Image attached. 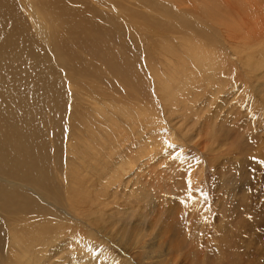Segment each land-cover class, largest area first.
<instances>
[{"label": "rangeland", "instance_id": "374dc122", "mask_svg": "<svg viewBox=\"0 0 264 264\" xmlns=\"http://www.w3.org/2000/svg\"><path fill=\"white\" fill-rule=\"evenodd\" d=\"M38 2L51 40L0 0V264H264V0Z\"/></svg>", "mask_w": 264, "mask_h": 264}, {"label": "bare ground", "instance_id": "6f19581e", "mask_svg": "<svg viewBox=\"0 0 264 264\" xmlns=\"http://www.w3.org/2000/svg\"><path fill=\"white\" fill-rule=\"evenodd\" d=\"M48 1H50V2H53V1H56V0H48ZM26 2H27V7L29 8V10L31 11V14L33 15V17L36 19V21H37V23L40 25V29H41V33H42V35L44 36V38L45 39H49V40H51V38H52V35H51V33L49 32V31H47L46 30V26H45V24H44V22L47 20V19H43L44 18V15H42L43 14V12H42V14H40V11H39V5H40V3L38 2V0H26ZM52 12H56L57 13V15H61V14H63L64 13V10L63 9H59V8H52L51 9V13ZM53 14V13H52ZM190 58L196 63V67L201 71V69L202 70H204V71H207V70H209V69H212L213 68V65H214V63H213V61H212V59H211V57L209 56V55H207L206 53H199V55H196L195 57H192V56H190ZM187 85H185L184 87H182V88H180L179 90H176V91H170V92H166L164 89H161V92H162V95H163V97L165 98V101H164V103H165V106L163 107V113L161 114V116H162V118L163 119H165V122H167L170 126H171V124L173 123V121H174V119H170V120H168V118H167V116H166V113L168 112V113H173V111L174 110H176V109H180L179 108V106H178V98H179V95H180V93H182L183 92V90H184V88L186 87ZM173 86H170V87H167L166 88V90L167 91H169L171 88H172ZM150 111H152V110H150ZM174 112H176V111H174ZM127 114V115H129V111H123L122 112V114ZM167 113V114H168ZM140 117H142V118H139V122L140 123H142V126H143V129H148V128H153V130H158V128H159V126L161 127V124L159 123V122H157V121H155V122H151V119H153V118H155V117H157L158 115H159V113H158V111H152L151 113L150 112H145V113H140ZM175 115V114H174ZM133 118V117H132ZM131 118V119H132ZM127 119H129V118H127ZM168 120V121H167ZM128 122H129V126H131L132 124H133V122H132V120H127ZM107 122L110 124V126L108 127L107 125H106V128H110L109 130L110 131H112V132H114V131H116L117 130V128L115 127V125L113 124V122H111V121H108L107 120ZM163 123V122H162ZM176 125L174 124V127H175ZM136 127V126H135ZM184 128V126H181V128L180 127H176V129L177 130H182ZM131 129H133V128H131ZM136 129V128H135ZM185 130H186V128H185ZM103 132H105L104 130H103ZM107 132V131H106ZM121 134H122V132H120ZM157 133H159V132H157ZM182 133H183V131H182ZM133 134V133H132ZM138 134L140 135L141 133L140 132H138ZM115 135H116V133H115ZM118 135V134H117ZM185 135V134H184ZM119 136H117L116 137V139L118 138ZM104 138H106V136H104ZM145 140H144V142L145 141H147V143L149 144V141H151L150 139H149V137H148V135L147 136H145V137H143ZM113 139V138H112ZM111 139V141L109 142V144L110 145H112L111 146V148L113 149L114 148V144H115V142L117 141H119L120 142V140L119 139H117V140H112ZM101 141V144L99 143L98 144V142L96 143L97 145L96 146H99L100 147V149L101 148H103V149H101V151H103V150H105L106 149V146H105V144L102 142V141H104V139H102V140H100ZM138 141V140H137ZM143 142V143H144ZM143 143H139V145L141 146L140 148H142L143 147ZM87 144V143H86ZM96 146H94V147H92V152L91 153H89V155H88V157L89 158H87V160L89 161V162H93L94 160H96V157H97V154H98V149L96 148ZM104 146H105V148H104ZM116 147V146H115ZM84 148H85V146H84ZM96 149V152H95V149ZM110 150V149H109ZM139 200V199H138ZM113 201H111V202H109L108 203V205H110L111 203H112ZM116 203H118V204H116ZM125 202H115L114 204H115V207L116 206H120V205H123V206H125V207H128V209L129 208H136V207H134V206H131L130 204L128 205V204H124ZM133 204V203H132ZM135 204V203H134ZM158 204V203H157ZM171 205V204H170ZM113 207H114V205H113ZM154 207V206H153ZM177 208V207H176ZM127 209V210H128ZM137 209H138V207H137ZM145 209V208H144ZM138 210H142V208H139ZM111 211V210H110ZM113 211V210H112ZM160 211V210H159ZM158 212V211H157ZM144 214V213H143ZM148 215V214H147ZM165 224H166V222H164ZM163 227H166V225H163ZM163 227H160V230H162V229H164ZM113 236V235H112ZM111 237V236H110ZM114 237H115V235H114ZM112 238V237H111ZM119 239H122V238H119ZM106 240H107V242H110V241H113V239H110V238H108V237H106ZM116 242V241H115ZM119 242H120V244H122V241H120L119 240ZM165 245H167V249L165 250L164 249V246ZM170 247H171V244H170V242L168 241V240H163V241H161V242H158L157 244H155L153 247H152V252H154V253H156V255H155V257H157V260L156 261H154V260H147V261H143L141 258H133V257H130V258H127V260H126V256H125V259H124V263H122V264H162L163 262L164 263H167L166 261L168 260L167 258L169 257L170 258V260L169 261H173V263H174V260L173 259H175V260H180L179 258H181V257H183V261L186 263L187 261H188V257L189 256H185V253H186V251H181L180 253H179V255L177 256V255H173L172 256V258L170 257V254H171V252H170ZM126 248V247H125ZM175 252H177V251H175ZM179 256H181V257H179ZM179 257V258H178ZM121 258V257H120ZM178 258V259H177ZM116 259V258H115ZM182 260V259H181ZM180 260V261H181ZM168 261V262H169ZM120 262V261H119ZM183 262V263H184ZM172 263V262H171ZM175 263H176V261H175ZM115 264V263H114ZM177 264V263H176Z\"/></svg>", "mask_w": 264, "mask_h": 264}]
</instances>
